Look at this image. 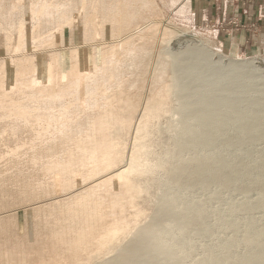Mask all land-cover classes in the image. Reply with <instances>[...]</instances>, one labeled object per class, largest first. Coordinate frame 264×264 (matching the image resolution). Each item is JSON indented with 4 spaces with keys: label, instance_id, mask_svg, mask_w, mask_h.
<instances>
[{
    "label": "bare ground",
    "instance_id": "obj_1",
    "mask_svg": "<svg viewBox=\"0 0 264 264\" xmlns=\"http://www.w3.org/2000/svg\"><path fill=\"white\" fill-rule=\"evenodd\" d=\"M156 2L0 0V264H160L154 259L156 242L162 243L160 224L177 210L174 202L160 198L158 210L142 218L139 202L142 195L150 196L156 170H163L167 181L191 187L215 178L228 186L253 180L247 165L238 175L234 164L224 167L221 158L192 156L179 162L182 151L194 149L197 141L210 142L221 126L216 113H200L204 104L199 106L201 118L193 117L199 119L202 136L188 147L179 141L166 145L163 155L155 150L150 130L159 134L164 121L192 112H186L187 100L175 97L186 71L167 61L174 57L177 62L176 51L167 50L187 31L170 20H157ZM39 55L45 58L42 72ZM257 61L229 64L241 72ZM194 62L185 66L190 73L198 65ZM240 126L244 137L260 123L253 115ZM169 155L179 157L180 164H168ZM147 176L153 178L143 182ZM193 213L185 209L181 222L179 217L180 223L175 222L184 229L199 224V213V219ZM263 237L264 229H259L243 237L244 244L256 247ZM261 246L234 264H264Z\"/></svg>",
    "mask_w": 264,
    "mask_h": 264
},
{
    "label": "rangeland",
    "instance_id": "obj_2",
    "mask_svg": "<svg viewBox=\"0 0 264 264\" xmlns=\"http://www.w3.org/2000/svg\"><path fill=\"white\" fill-rule=\"evenodd\" d=\"M238 1L239 0H204V14H197V16L199 15L200 17V21H198L199 19H195L194 9L192 8L193 0H157L156 2V4L158 3L157 9L155 10L157 20L160 19V22L170 20L173 22L172 25H175L178 29L180 27L182 29L186 28L187 31L184 35L173 39L169 44V50H167V52L171 53L176 51V60L179 62H174V57L167 61L171 65L176 64L179 66L181 64L178 69L180 68V72L182 71L183 73L185 71L191 72L188 67H185L191 64L189 61L196 62L197 60V63L194 62V64H202L201 67L195 65L196 69H198L195 70L196 72L200 71L199 73L195 74V70L193 71L192 69L193 73H190L191 75L188 73V76L186 72L187 75L184 73L181 89L177 91L178 93L176 92L177 94L175 97H177L178 100L182 99L181 102L187 100L186 102L189 105H187L188 108H185L187 113L190 110L199 113L201 108H203L204 111L202 109L200 112H204L203 116H215L217 114L216 117L220 120H218V123L221 125L218 126L219 131L216 130L214 132V134H216H213L215 139L211 137L210 142L208 141L206 143L203 141H197L198 143L195 142L196 147H194V149H185L182 151V153H185H180L179 157L182 156L183 158L180 159L178 157L179 162H181L180 160L185 162V160H188V157L191 159L192 156H204V158L207 159L221 158L222 161H224V167H228L229 164V167H231V165L234 164L237 169V171L235 169L237 174H241L248 167L249 173L252 174L250 176H253L252 181L243 178L238 180L237 183H233L229 186L224 185L221 180L215 178L214 180L204 179L206 182L201 180L202 182L199 181L191 187V184L189 186L185 181H179L177 183L167 181L165 172L161 169L156 170L157 174L155 173L154 175L156 184L150 189V196L147 197L146 195H142L139 202L142 207V218L158 210L157 203L160 198V201L165 199L164 201L168 200L167 202L169 203L170 200L171 203L174 202L172 204H176V206L173 207L177 210L175 214L171 213L174 214V216L169 214L164 219V222L162 221L160 224L159 229H161L162 232V243L156 242L160 244L155 245L157 246V250H155L156 252L154 251V257H156L154 259L155 261L158 260L160 264H224L226 261H228V264H234L248 256V254L258 247H262L261 245L264 246V237L259 240L260 243L258 242L256 243L257 245L255 244L256 247L254 245V247H248L244 244L246 238L255 235V232H259V229L260 231L264 229V193H261V189L264 186V0H240L243 9L241 12L237 13L236 10H233V4H238ZM189 3L190 11L188 14ZM150 15L151 14L148 12L144 13V17H149ZM243 16H246L245 18H250V20L243 19ZM68 34V32L65 34L66 39L68 38ZM67 41H65L66 47L68 46ZM76 44H78L77 35ZM188 46L191 47L189 48ZM156 47L155 52L157 53L159 51V44L156 45ZM196 48L199 50H195ZM184 51L189 52L186 53ZM193 51H199L197 53H201V58L196 57L197 53ZM176 53L179 54L177 55L180 59L184 54L187 56H182L183 60H180ZM62 54H67V50L63 51ZM189 56L196 58L191 59ZM0 57H3L1 52ZM230 60H240L243 62L250 60H255L256 62L258 60L255 64L258 68L255 66H252L254 68L245 67L239 72L230 67ZM37 63L40 72H42L45 63L44 55H39L37 57ZM10 77L11 75L9 74L8 78ZM8 81L10 83L9 79ZM195 81L198 83H194ZM200 104L201 106L204 104V107L200 108ZM189 107H191V109H189ZM196 107L199 108L197 109L198 111L195 110ZM214 107L217 109L215 110ZM192 112H189L190 117L187 114L185 115L182 109V113H184L183 115L185 116L182 118L178 117L182 123L177 119V116L174 119L171 118L173 121L170 119L167 123L164 121L162 133L160 132L158 134L157 131L150 130L153 131L152 138L154 144L158 146L155 149L158 153L163 155V152H166L168 149L166 145L174 144L175 142L177 145L178 141V145H184L186 143L188 147V143H194L196 137L199 138L200 135L202 136V130H200L202 127H200L199 123L202 114L196 113V116L200 115V117H195V114ZM253 115L256 121L260 123V126H257L249 135L242 137L240 123ZM193 117L199 119H196L195 122L193 121ZM177 121L180 123L178 124ZM168 123L171 127L170 125H166ZM181 129L185 130V132ZM181 132H183L182 135L180 134ZM254 135H260L259 139L251 140V137ZM187 138L188 140L191 138L192 142H189ZM160 145L161 147H159ZM167 157L168 156H164L163 158L167 159ZM178 158L175 159L173 157L172 160V156L169 155V163L166 159L164 161L171 164L177 161ZM179 162L177 161L174 165H171L175 166ZM121 166H123V164ZM150 178L153 177H144L142 181H150ZM115 189L118 191L117 181L115 182ZM244 205L250 206L248 211L246 209L243 210V207L245 208ZM185 209L187 214L194 212L193 214L196 216L197 213H199L200 219L198 215L195 217L199 219V224L196 225V222L194 223L195 226L192 224V226L188 228H181L177 222H179L178 219L182 218L181 215L182 212H185ZM187 210L194 211L187 212ZM201 212L203 216H201ZM17 213L19 217L22 216L21 210ZM193 214L189 216L192 217L194 216ZM182 216L184 217L186 214ZM176 217L179 218L177 219ZM195 218L193 220H196ZM175 220L177 222H175ZM167 221H169L170 224ZM172 223H174L176 227ZM161 226L164 229H162ZM232 227H235L234 232H232ZM249 234L250 236H248ZM243 237L246 238L243 239ZM163 243L165 246L167 244V248L169 247L168 249L170 250L166 249ZM227 244L231 245L228 250L225 249L226 246H228ZM223 246H225V248ZM160 249L161 251H159ZM248 249L250 251H248ZM106 259H108V257Z\"/></svg>",
    "mask_w": 264,
    "mask_h": 264
},
{
    "label": "crops",
    "instance_id": "obj_3",
    "mask_svg": "<svg viewBox=\"0 0 264 264\" xmlns=\"http://www.w3.org/2000/svg\"><path fill=\"white\" fill-rule=\"evenodd\" d=\"M193 4H192V8L194 9V13H195V19H199L198 21H200V17L199 15L197 16V14H201L203 13L204 14V0H193ZM203 1V2H202ZM234 5V8L233 10L237 11L238 12H241L243 7H242V2H240V0L238 1V4H233ZM189 11H190V3H189V10H188V14H189ZM202 14V15H203ZM251 14V13H250ZM197 17V18H196ZM239 17V15H238ZM246 16H243V19H248V21L250 20V18H245Z\"/></svg>",
    "mask_w": 264,
    "mask_h": 264
}]
</instances>
